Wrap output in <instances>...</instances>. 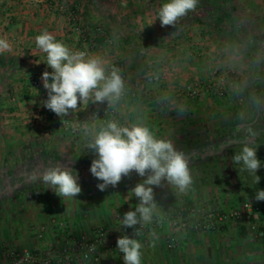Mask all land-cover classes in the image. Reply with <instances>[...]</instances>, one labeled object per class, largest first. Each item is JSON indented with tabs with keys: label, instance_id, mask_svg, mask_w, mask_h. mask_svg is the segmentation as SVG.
I'll return each instance as SVG.
<instances>
[{
	"label": "crops",
	"instance_id": "obj_1",
	"mask_svg": "<svg viewBox=\"0 0 264 264\" xmlns=\"http://www.w3.org/2000/svg\"><path fill=\"white\" fill-rule=\"evenodd\" d=\"M165 2L167 0H0V38H5L11 44V51L0 54V95L4 94L7 83L5 66L9 69L13 66L16 68L12 69L13 74L10 77V80H13L12 85L8 87L11 92L24 94L26 89L23 80L35 78L43 84L42 73L51 72V69L45 64L46 53L36 46L35 37L47 31L73 51H86L99 57L108 71L111 65L121 64L125 78L130 83L142 80L150 73L161 76L162 82L157 84V88H129L130 93L139 91L138 99L145 102L128 96L115 107L117 119L125 118V121L120 123L122 126L143 122L158 138L170 140L172 143L175 138V143L180 146L178 151L187 156L189 154L190 158L200 155L202 157L195 147L186 150V145L199 144L205 149V141H208L205 135L207 130L216 126L224 131L230 126H235L240 122V112L237 109L239 107L232 102L220 107L224 117L231 119H220L214 126L212 122L197 116H204L208 111L214 113L217 107L212 103V97L215 96L203 95L196 102L176 101L175 92L180 86L193 84L195 80H211L213 70L232 68L233 64L230 62H240L242 56L235 54V57L226 59L228 48L224 41H209L210 35H202L203 26L191 25L183 17L175 26L161 27L158 10ZM71 12L78 18L80 31L74 28ZM193 13L194 11H190L187 15ZM102 33H105V36ZM233 52H236V49ZM242 82L244 83L242 80L241 85H235L234 88L242 90ZM235 89L228 97H238ZM32 93V104H29L28 108L33 109L32 116L41 118V124L49 130L43 134L42 141L50 139L51 142H59L62 145L65 140L51 133L58 117L43 106L47 99V90L42 85L40 91L33 89ZM23 104L19 103L18 106L23 108ZM87 107L93 112L100 108L106 110L104 102L89 101L77 108L75 113L78 115L75 117L89 113L90 111H85ZM180 109H183V114H178ZM21 111L14 110L6 115L3 113L6 119L0 122V135H4L8 130L21 131L20 123L11 119L14 117L19 120L17 116L21 115ZM105 115L109 118L107 121H110V110H107ZM31 127L37 128L35 124ZM192 133L196 135L193 136ZM196 136L199 140L195 139ZM15 137L13 132V136L7 137L12 138L10 140L0 138L2 158H7L11 153L8 147L10 144L21 140L18 137L16 140ZM32 172L0 171V247L15 245L21 250L45 249L41 236L52 239L53 235H58L50 226L40 230L37 225H49L53 216L57 215V211L53 209L60 208L59 220L79 223L84 204L88 203L86 205L89 206V202L83 200L84 195L61 199L48 185L37 186L35 182L29 183L28 175ZM132 178L134 177L131 176ZM123 182L126 183L122 178L115 189ZM113 204L117 208L118 203H115V200ZM131 204L129 202L126 206ZM131 206L128 207L129 210L132 209ZM100 209L102 214L107 215L106 224L111 226L109 208L101 205ZM7 262L5 254L0 251V264Z\"/></svg>",
	"mask_w": 264,
	"mask_h": 264
},
{
	"label": "rangeland",
	"instance_id": "obj_2",
	"mask_svg": "<svg viewBox=\"0 0 264 264\" xmlns=\"http://www.w3.org/2000/svg\"><path fill=\"white\" fill-rule=\"evenodd\" d=\"M237 5L239 10L244 14L250 16H261L264 14V0H239L237 1ZM210 36L211 38H208L209 41L217 42L220 40L226 43L228 48V56L226 59H230L228 57H235V54L241 55L242 58L240 62L239 60L237 62L232 60L230 62L233 64L232 68L228 67L227 70L225 68L213 70L212 76L215 77L217 75L216 77L222 79L221 83L227 89V92L222 97L212 93L210 96H215V98L212 97V103L217 107L214 109V113L211 114L208 111L204 116L199 115L197 117L204 119V121L212 122L214 126L220 119L230 120L231 118L224 117L221 112L223 110L220 107L232 102L239 107L237 109L240 112V122L252 123L256 121L253 131L257 128L264 129V34H259L260 39L255 40L252 34L249 33V37L252 38L251 43L256 47L252 53L254 61L256 62L253 66L249 63L250 59H247L238 49H236V52H233L234 49L231 48L227 39L215 35ZM230 53H233V55ZM118 65L121 66V64L116 63L111 65L110 69ZM12 69L15 70V66L10 69L5 66L4 69L5 82L7 83L4 94L0 95V122L1 120L4 122L6 114L21 109V115L17 116L19 120L14 117L11 118L16 119L20 123L21 131L16 132L15 129L13 131L8 130L4 135L1 134L0 138L4 137L6 140L7 137L13 136L14 132L16 135L15 139L17 140L18 137L21 140L8 146L11 153L7 158H2L0 155V171L38 172L52 165L62 164L78 172V183L82 188V192L78 197L84 195L83 200L89 202L90 207L87 206L88 203L84 204L85 207L83 208L82 215L80 214L79 216V223L59 220L58 217L61 216L60 208L53 209L57 211L55 213L57 215L53 216L50 224L42 223L41 225H37V228L42 230L43 227L50 226L58 237L53 235L52 239H45L41 236V239L45 243V249L21 250L15 245L0 247V251H3L6 260H8L7 264H11L6 256L7 249L16 248L21 252L47 251L53 247L62 246L71 238H78L83 235L94 238L97 227L99 226L104 227L108 231L106 243L108 245L107 249H109L106 260L101 264H123V254L117 249L116 242L118 237L122 235L135 238L133 236L134 229L124 228L121 221L122 216L129 211L128 207L134 205V207L131 206V210L135 209L138 200L130 190L142 181L139 179L138 174L133 171L130 176L123 177L126 183L123 182L117 189L113 186H108L104 191L98 189L97 185L102 183V181H99L90 173L91 162L95 157L87 149L89 137L86 135V128L91 129L94 124H106L109 118L105 117L106 115L99 116L89 107L85 111L90 112H86L85 115L83 114L79 118L75 117L78 115L77 112H73L71 115L62 118V120L57 116L58 118L55 120L56 124L53 126L51 133L55 134L54 136L56 137L64 139L65 143L61 145L59 142L54 143L50 139H47L40 147L38 145L34 146L35 141H44L43 134L45 135L49 130L41 124V118L32 116L33 109L28 108L29 104H32L30 101L33 100L32 96H34L31 80H23L26 89V92L25 90L23 91L24 94H21L22 92L20 91V93L11 92L8 88L12 85L13 81L12 79L10 80L13 74ZM216 71L217 73L215 74ZM233 71L236 73L237 80L231 79V73ZM251 78L259 79L254 82L256 87L262 86V92L259 93L261 112L260 118L257 120H255L257 112L254 108V97L249 88ZM211 80L208 79L203 82H209ZM242 80L244 81V83L242 82L243 86H240L242 90L238 87L235 89V85H241ZM126 81L128 87L134 90L142 88L143 90L148 88L153 89L157 88V84H160L149 83L141 88L139 83L141 80L133 83H130L127 79ZM234 89L237 90L238 97H228ZM138 92L134 91L136 93L135 99H138ZM139 101L143 102L144 100L140 99ZM22 102L24 103L22 105L23 108H20L18 104ZM85 111L83 112L85 113ZM110 119L117 120L119 123L125 121V118L122 117L117 119V114L114 117H110ZM67 122L79 124V131L72 132L67 127ZM32 124H35L37 128H32ZM253 131L247 132V135H249L247 137H250ZM222 133L221 127L218 128L215 126L213 128L212 126L205 134L208 137V141H205L204 146L210 152L211 156L220 152ZM192 135L195 136L196 134L192 133ZM195 139L199 140L197 136ZM172 140L175 148H180L179 143H175L177 140L175 138ZM2 150L3 147H1ZM240 151V149L235 150L237 153ZM42 154L43 158L40 156ZM60 154L64 155L63 160L56 157V155ZM210 155L202 159L203 157L201 155L190 158L188 154L186 158L189 161L193 184L186 191L181 192L178 188L167 184V182H162L160 187L154 189L157 207L153 222L144 226L145 231L143 236L137 237L143 245L141 250V264H264V201H257L255 199L257 190H264V146L257 148V157L262 163L261 168L256 173L260 177L258 184H255L254 175L247 172H240L238 169L242 165L233 163V159L228 160L227 167L222 171V174L215 176L211 183L208 184L204 174L203 161L209 159ZM131 176L134 178L131 179ZM35 184L39 186L43 183L37 181ZM85 185L88 187H85ZM184 196L185 198H183ZM114 200L115 203H118L117 208L114 207ZM188 201L190 204L187 206L186 202ZM129 202L132 204L126 206ZM243 203L251 204L253 213L247 214L245 219L242 220L232 218L225 220V223H223L221 229L218 231L196 232L191 229H181L179 226L180 222L177 216L182 209L189 207L204 211L218 209L223 213H228ZM101 205L109 208L108 217L111 219V226H108L105 222L107 215L105 216L101 213ZM199 217H201L199 214H194L193 216H189L187 221L193 223ZM243 228L246 232H243ZM259 229L263 230L262 237H258L257 230ZM64 230L66 231L62 235ZM101 250L104 253L106 249L101 248ZM74 264L80 263L77 262Z\"/></svg>",
	"mask_w": 264,
	"mask_h": 264
},
{
	"label": "clouds",
	"instance_id": "obj_3",
	"mask_svg": "<svg viewBox=\"0 0 264 264\" xmlns=\"http://www.w3.org/2000/svg\"><path fill=\"white\" fill-rule=\"evenodd\" d=\"M198 3L199 0H167L158 10L161 27L175 26L188 12L195 11ZM35 41L46 53L45 64L51 69L41 76L47 90L43 106L61 120L89 101L112 103L119 100L124 82L118 68L113 67L109 72L99 57L86 51H73L47 31L37 35ZM6 51H11V44L0 38V54ZM178 114H183V109ZM86 135L89 137L87 149L95 157L90 173L102 181L97 185L99 190L117 186L133 171L141 178L142 182L130 190L138 203L134 210L122 216L121 221L124 228L134 229L135 238L122 235L116 242L117 249L123 254V264H141L143 245L137 237L145 225L153 222L157 207L154 189L167 182L181 192L186 191L193 184L189 161L170 140L158 138L143 122L122 126L110 120L86 128ZM239 142L242 148L233 156V163L242 165L238 169L240 172L254 175L255 184H258L260 177L256 173L262 163L257 157V148L252 146L254 141L249 138ZM37 181L48 185L61 199H73L82 192L78 172L59 163L28 175L29 183ZM255 199L264 201V190H257ZM137 225L140 227H135ZM89 250L95 251V246Z\"/></svg>",
	"mask_w": 264,
	"mask_h": 264
},
{
	"label": "built area",
	"instance_id": "obj_4",
	"mask_svg": "<svg viewBox=\"0 0 264 264\" xmlns=\"http://www.w3.org/2000/svg\"><path fill=\"white\" fill-rule=\"evenodd\" d=\"M74 12H71V19L73 20L74 28L77 31H80L78 25V18ZM105 36V33H103ZM120 70V75L122 76L124 82V89L119 98L115 102L109 103L105 101L104 104L106 106V110L102 108L97 110V114L99 116H104L107 110H110L112 117L115 116V107L119 103L125 101L128 96L136 97L135 93H130L128 83L125 78V73L123 66L118 65L115 66ZM112 69V68H111ZM109 69V72L111 71ZM217 71L215 72V74ZM236 73L233 71L231 73V79L237 80ZM217 76V75H216ZM213 77L209 82H203L200 80H196L193 84L180 86L174 96V100L176 101H195L200 99L203 95H211L215 93L218 96H225L227 89L221 83L222 79L218 77ZM161 76L150 73L146 75L140 83V86L144 87L149 83H161ZM31 87L34 90L42 89V82L39 79L31 80ZM130 93V94H129ZM67 127L72 132H78L80 125L73 122H67ZM253 209L251 204L243 203L237 208L232 209L228 213H223L218 209L213 210H200L197 208H186L182 209L178 213L179 226L181 229L187 230L191 229L196 232H213L221 229L225 220L229 218L242 220L245 219L247 214H252ZM194 214H199V217L195 222L191 223L187 221L189 216H193ZM135 227H140L139 225ZM62 232V235L65 233ZM145 227L141 229V235H144ZM108 236V231L104 227H97L96 235L94 238H89L85 235L80 236L78 238H71L67 242H65L60 247H53L48 249L47 251L40 252H21L16 248H11L6 250V256L10 260L11 264H101L106 260L108 256L109 249L106 243V238ZM95 246V251H90L91 246ZM101 248H105V252L102 253Z\"/></svg>",
	"mask_w": 264,
	"mask_h": 264
},
{
	"label": "trees",
	"instance_id": "obj_5",
	"mask_svg": "<svg viewBox=\"0 0 264 264\" xmlns=\"http://www.w3.org/2000/svg\"><path fill=\"white\" fill-rule=\"evenodd\" d=\"M183 19L191 25L203 26V36L209 34L227 39L231 48L238 49L247 59H250V65L253 66L256 63L252 56L256 47L252 45V38L249 37V33L252 34L255 40L260 39L259 34H264V14L261 16H250L242 13L238 8L237 0H199L194 13L184 16ZM256 80L259 79L251 78V84L249 85L254 97V108L257 112L255 120L260 118L261 103L259 93L262 92V86L256 87L254 85ZM255 122H238L235 126H230L222 131L220 147L223 150L221 151L220 149V152L212 156L202 145H192V143L186 145V150L196 147L195 150L202 154L203 159L210 155L209 159L203 161L204 174L208 184L211 183L215 176L222 174V171L227 167L228 160L233 159V156L237 153L235 150H241L242 145L239 141L251 138L254 141L253 147L261 148V146H264V129L257 128L253 131ZM251 131H253L252 135L247 137L249 136L247 132ZM228 142L231 143L228 144ZM42 143L43 141H35L34 146L38 145L40 147ZM40 156L43 158V154ZM56 157L60 160L64 159L63 154L56 155ZM185 157H187V154H185ZM189 204V201L186 202L187 206ZM242 230L246 232L244 228ZM262 233V229L257 230L258 237H262Z\"/></svg>",
	"mask_w": 264,
	"mask_h": 264
}]
</instances>
